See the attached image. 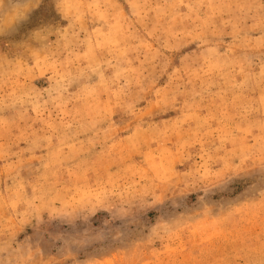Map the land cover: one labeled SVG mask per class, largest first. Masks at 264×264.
Returning a JSON list of instances; mask_svg holds the SVG:
<instances>
[{
    "label": "rangeland",
    "instance_id": "obj_1",
    "mask_svg": "<svg viewBox=\"0 0 264 264\" xmlns=\"http://www.w3.org/2000/svg\"><path fill=\"white\" fill-rule=\"evenodd\" d=\"M0 264H264V0H0Z\"/></svg>",
    "mask_w": 264,
    "mask_h": 264
}]
</instances>
